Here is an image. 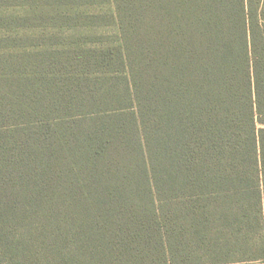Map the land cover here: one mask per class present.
I'll use <instances>...</instances> for the list:
<instances>
[{"label": "trees", "instance_id": "trees-1", "mask_svg": "<svg viewBox=\"0 0 264 264\" xmlns=\"http://www.w3.org/2000/svg\"><path fill=\"white\" fill-rule=\"evenodd\" d=\"M12 2L0 264L264 262V0Z\"/></svg>", "mask_w": 264, "mask_h": 264}, {"label": "rangeland", "instance_id": "rangeland-1", "mask_svg": "<svg viewBox=\"0 0 264 264\" xmlns=\"http://www.w3.org/2000/svg\"><path fill=\"white\" fill-rule=\"evenodd\" d=\"M10 0H0V27H5L9 26L8 30H4L3 28H0V35L7 33V32H12V33H17L20 31L26 30L25 22L21 21L18 19V15L24 14L27 11L26 6H22V4H17L19 2H12L9 3ZM17 4V5H16ZM5 5V6H2ZM9 5L12 7L9 8ZM10 15H12L11 18L16 19L15 24L11 19ZM12 21V24L9 25V23ZM14 28V29H13ZM239 264V263H238ZM240 264H264V262H252V263H240Z\"/></svg>", "mask_w": 264, "mask_h": 264}]
</instances>
